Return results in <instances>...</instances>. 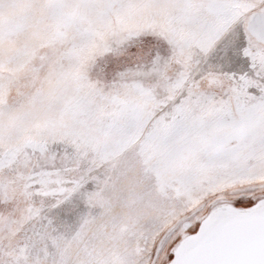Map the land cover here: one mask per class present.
<instances>
[{
  "label": "snow or ice",
  "instance_id": "snow-or-ice-1",
  "mask_svg": "<svg viewBox=\"0 0 264 264\" xmlns=\"http://www.w3.org/2000/svg\"><path fill=\"white\" fill-rule=\"evenodd\" d=\"M0 264H264V0H0Z\"/></svg>",
  "mask_w": 264,
  "mask_h": 264
}]
</instances>
